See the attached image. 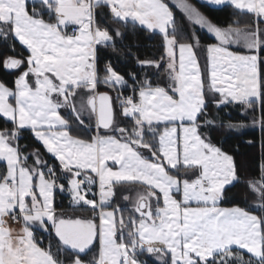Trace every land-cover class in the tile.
<instances>
[{
	"label": "snow or ice",
	"instance_id": "6c2138e0",
	"mask_svg": "<svg viewBox=\"0 0 264 264\" xmlns=\"http://www.w3.org/2000/svg\"><path fill=\"white\" fill-rule=\"evenodd\" d=\"M204 2L219 6L226 0ZM228 2L251 21L220 27L189 0H174L189 21L217 41L204 49L202 66L199 37L193 32L191 43L181 42L165 0H31V10L27 0H0V41L18 40L29 52L26 60H4L6 70L27 65L14 90L0 82V115L13 125L0 130V160L6 162L0 172V264H65L61 255L68 250L69 264H85L80 257L97 240L98 258L87 264H147L138 259L144 252L156 264H264V203L253 204L260 215L219 206L226 186L240 182V175L233 157L200 132L214 126L207 118L209 95L217 109L238 103L255 112L259 105L264 124V0ZM103 7L125 25L138 21L159 30L164 55L137 63L164 67L166 87L135 73H129V84L110 62L99 75L97 46L114 48L113 35L101 26L103 16L97 18L96 9ZM234 45L245 51L230 50ZM100 84L116 95L99 92ZM124 88L132 95L123 96ZM62 109L69 110L78 134H72ZM128 120L131 126H121ZM25 129L57 164L47 163L38 150L23 154L18 141ZM29 157L34 158L31 166ZM181 167L195 170V178L181 180L168 170ZM246 183L264 202V164L259 178ZM125 185L139 186L132 210L138 217L125 219L119 206L107 210L117 187ZM65 191L74 206L89 207L93 218L56 213L55 194ZM5 217L22 220L23 228L14 234ZM33 229L54 234L56 250L51 241L40 247Z\"/></svg>",
	"mask_w": 264,
	"mask_h": 264
},
{
	"label": "trees",
	"instance_id": "16d2710c",
	"mask_svg": "<svg viewBox=\"0 0 264 264\" xmlns=\"http://www.w3.org/2000/svg\"><path fill=\"white\" fill-rule=\"evenodd\" d=\"M169 4V7L174 13L176 21L177 36L181 39V42L191 43V36L193 32L199 37V47L196 49L197 56L200 63H204V56L206 53L204 49L210 43L215 42L214 38L207 33L200 26L191 23L184 13L175 5L171 4L168 0H165ZM205 17H207L212 23L221 27L232 25L233 27H244L246 23H249L252 17L245 12H240L234 9L231 4H223L220 6L209 5L206 2L200 0H189ZM29 10L32 8L31 1H28ZM36 7H39L37 4ZM98 13V19L103 16L104 21L101 26L108 27L109 32L114 37V48L112 44L107 46L99 45L97 47V60L98 68L100 69L99 75L104 76V67L107 63H111L112 67L121 75L125 76L128 83L132 81L129 79V73L137 74L138 79H143L145 75L152 81L153 85L164 84L165 68L161 67L157 70L155 67L140 66L137 63V59L140 61H153L159 60L164 55L163 37L162 34L149 30L145 26H141L139 23L128 21L127 24L114 20L107 7L96 9ZM234 21H239V24H235ZM114 29H119L123 34L122 37H116ZM29 52L19 41L9 39L7 42L0 41V82H3L8 87L14 89V81L17 76L26 69L27 65H22L16 70H6L4 66V60L8 57H15L17 59L26 60ZM130 90L129 88L121 89V92ZM99 92H109L110 95L115 96L116 92L110 90L104 84L98 86ZM207 118L214 121V126L201 127L200 131L210 139V142L220 147L223 151L227 152L234 159L238 173L240 175V182L235 183L234 186H226L223 193V199L221 200V206H239L252 211L256 215H260L261 212L258 208L253 207V204H262L264 202L259 201L250 191L246 181L258 179L260 165L264 164V124L260 122L262 111L259 105L256 106V111L245 110V106L233 103L226 105L220 109H217L213 103V97L209 95ZM63 115L72 123V134L79 133V129L75 120L72 118L68 109L62 111ZM255 117L256 123H253ZM203 122V118H201ZM242 124L243 127L228 128L227 125ZM131 126V121L128 120L122 123L121 126ZM13 127L10 120H7L0 115V130L11 129ZM162 127V126H161ZM23 154L39 151L43 160L50 165L57 164V161L46 153L45 148L40 142H38L31 132L27 129L22 130L20 133V139L18 141ZM26 146V147H25ZM146 156L150 154L144 153ZM33 157H29L27 163L33 162ZM4 165V164H3ZM1 165V167L3 166ZM0 167V168H1ZM177 174L180 178L192 177L193 171H188L181 167L180 171L171 170ZM56 197H59L62 202V206H68L67 196L57 192ZM71 210V209H70ZM80 211H84V208H78ZM122 213L125 216L131 214V210L127 204L122 206ZM86 215L87 213H83ZM35 237L40 247H47L51 241L52 250H56L58 240L54 234L51 236L43 231L36 230ZM119 237V233H117ZM98 241L90 247L86 254L81 255V259L87 264L94 256L98 258ZM236 248H233V252H237ZM245 260L249 259V254L246 251L239 250ZM72 256L70 250L61 255V259H64L65 264H69V257ZM141 261H146L147 264H156L150 256L144 252L138 256Z\"/></svg>",
	"mask_w": 264,
	"mask_h": 264
},
{
	"label": "crops",
	"instance_id": "0c3cea01",
	"mask_svg": "<svg viewBox=\"0 0 264 264\" xmlns=\"http://www.w3.org/2000/svg\"><path fill=\"white\" fill-rule=\"evenodd\" d=\"M28 1H31V0H27V2ZM171 4H173V5H175V3H174V1H172V0H168ZM190 3V2H189ZM224 4H230L229 2H228V0H226V2L224 3ZM220 6V5H219ZM186 16V15H185ZM129 21H131V20H129ZM132 22V21H131ZM191 23H193L192 21H190ZM136 23H139L138 21H136ZM194 24V23H193ZM199 26V25H198ZM226 27H228V26H226ZM262 27H264V25H262ZM155 31H157V32H159V30L158 29H155ZM160 33V32H159ZM214 38V37H213ZM214 40H215V38H214ZM215 42H216V40H215ZM99 46V45H98ZM97 46V47H98ZM23 72V71H22ZM21 74V73H20ZM19 74V75H20ZM166 74V73H165ZM18 75V76H19ZM17 76V77H18ZM164 84H162V85H160V86H167V83H168V81H167V76L165 77V79H164ZM7 86V85H6ZM8 87V86H7ZM10 88V87H9ZM10 89H12V88H10ZM14 90V89H13ZM10 102H13L14 103V101H10ZM64 109H62L61 110V115L62 116H64L63 115V113H62V111H63ZM65 117V116H64ZM66 118V117H65ZM58 163V162H57ZM33 164V162L31 163H28V165L29 166H31ZM4 169H5V166L3 165L1 168H0V170L1 171H4ZM0 171V172H1ZM184 178V177H183ZM61 183H65V185H66V182L64 181V180H61ZM66 187H67V185H66ZM139 186H132V185H125V186H118L117 187V190H116V194H115V196L113 197V199H112V201L110 202V206H114V207H117V206H119L120 208H122V206H124L125 204H127L128 206H129V208H130V210H131V214L132 215H136L137 217H138V214H136V213H134L132 210H133V203H134V201H132V200H130V193H131V191L132 190H134L135 188H138ZM92 192L93 193H97V195H96V199H97V202H99V196H98V187H97V185H94L93 186V188H92ZM60 193V192H59ZM60 194H62V195H65V196H67V204H68V206H64L63 208H60V209H55V211H56V213H63L64 214V216H65V218H77V217H79V218H93V213H92V211L90 210V208L89 207H86V206H83V205H78V206H74L73 204H72V202H71V198H70V195L68 194V192L67 191H65V192H63V193H60ZM125 196H128L129 197V199L128 200H125L124 199V197ZM88 198H92V195L91 194H89V196H88ZM26 199H29V198H26ZM193 206H195V205H193ZM220 207H225V208H231V207H236V206H221V205H219ZM84 208L85 210L84 211H80V210H78V208ZM55 208V207H54ZM71 209V210H70ZM83 213H87L86 215H84ZM253 214H255V213H253ZM129 215H127V216H125V219H127V217H128ZM5 219H6V221H7V226L9 227V228H11V229H13L14 230V234L15 233H18L22 228H23V221L22 220H17V221H13L12 219H11V217H5ZM95 222L96 223H99V219H98V217L95 219ZM33 231H34V234H35V231H36V229H33ZM98 241V240H97ZM95 243V242H94ZM98 244H99V241H98ZM91 247V246H90ZM99 247H100V245H99ZM155 247H160V245L159 244H156L155 245ZM233 248H236V246H233ZM237 249V248H236ZM243 251H246V250H243ZM98 253H99V249H98ZM147 253V252H146ZM148 254V253H147ZM149 256H150V258L153 260V261H155V259H154V257L152 256V255H150V254H148ZM156 262V261H155Z\"/></svg>",
	"mask_w": 264,
	"mask_h": 264
},
{
	"label": "rangeland",
	"instance_id": "374dc122",
	"mask_svg": "<svg viewBox=\"0 0 264 264\" xmlns=\"http://www.w3.org/2000/svg\"><path fill=\"white\" fill-rule=\"evenodd\" d=\"M172 1H174V0H172ZM200 1H202V2H204V0H200ZM206 3H208L209 5H213V6H217V5H215V4H213V3H210V2H206ZM207 18V17H206ZM208 19V18H207ZM209 20V19H208ZM210 21V20H209ZM212 23V22H211ZM214 24V23H213ZM216 25V24H215ZM217 26H219V25H217ZM221 27V26H220ZM205 31H207L206 29H204ZM207 33H208V31H207ZM208 34H210V33H208ZM212 37H214L212 34H210ZM217 42V41H216ZM216 42H213V43H216ZM213 43H210V44H213ZM209 45V44H208ZM230 50H232V51H245L243 48H242V46H239V45H234V46H232L231 48H230ZM202 66H203V64H201ZM165 77H166V74H165V76H164V78H163V80L165 79ZM201 132V131H200ZM202 133V132H201ZM202 135H204L203 133H202ZM205 136V135H204ZM213 144V143H212ZM109 163V165L111 166V163L112 162H108ZM4 164V166H5V168H6V162L5 161H3V160H0V167H1V165H3ZM169 169H171V168H169ZM168 169V170H169ZM5 170V169H4ZM171 170H174V169H171ZM1 171V170H0ZM2 172V171H1ZM169 172H170V174H172V175H177V174H175V173H173L172 171H170L169 170ZM194 172L195 171H193V174L192 175H194ZM178 176V175H177ZM178 178H180L179 176H178ZM195 178V175L194 176H192L191 178L190 177H186V178H180L181 180H183V179H194ZM61 183V182H60ZM97 187H98V185H97ZM136 189V188H135ZM135 189L134 190H132L131 191V193H130V200H132V201H134L135 200V196H136V191H135ZM98 191H99V189H98ZM181 198V196H180V194H176V199H180ZM116 207H112V206H110V207H108L107 208V210H113V209H115ZM117 218H119V214H117Z\"/></svg>",
	"mask_w": 264,
	"mask_h": 264
},
{
	"label": "built area",
	"instance_id": "2783aa9c",
	"mask_svg": "<svg viewBox=\"0 0 264 264\" xmlns=\"http://www.w3.org/2000/svg\"><path fill=\"white\" fill-rule=\"evenodd\" d=\"M122 95L127 97L129 95H132V92L130 90H125L122 92ZM60 182H61V180L57 181V183H60ZM54 207H55V209L63 208L61 199L59 197H56V196L54 197Z\"/></svg>",
	"mask_w": 264,
	"mask_h": 264
}]
</instances>
